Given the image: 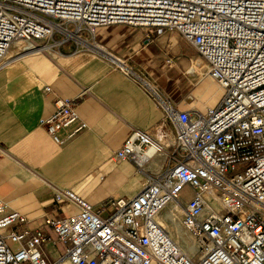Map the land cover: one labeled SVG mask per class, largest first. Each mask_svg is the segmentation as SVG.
Wrapping results in <instances>:
<instances>
[{
	"label": "built area",
	"instance_id": "2783aa9c",
	"mask_svg": "<svg viewBox=\"0 0 264 264\" xmlns=\"http://www.w3.org/2000/svg\"><path fill=\"white\" fill-rule=\"evenodd\" d=\"M120 25L182 35L209 65L222 103L193 119L127 64L115 65L143 82L166 112L151 129L132 130L115 154L146 174L143 189L101 207L61 191L57 199L79 212L34 231L0 198V264H264V0H0V71L18 39L43 42L53 54L70 42L97 46V29ZM53 104L42 123L64 145L88 125L75 100L56 96ZM158 155L167 167L148 173ZM172 205L182 208L194 256L158 221ZM49 244L64 246L54 261Z\"/></svg>",
	"mask_w": 264,
	"mask_h": 264
},
{
	"label": "crops",
	"instance_id": "0c3cea01",
	"mask_svg": "<svg viewBox=\"0 0 264 264\" xmlns=\"http://www.w3.org/2000/svg\"><path fill=\"white\" fill-rule=\"evenodd\" d=\"M95 40L97 46L70 42L49 56L23 55L0 71V198L27 218L28 230L79 212L64 197L57 199L61 191L101 207L143 189L146 174L115 154L132 130L151 129L166 120V112L143 82L115 65L127 64L160 88L176 111L193 119L219 107L224 98L209 65L178 32L120 25L97 29ZM56 96L75 100L88 125L64 145L42 123L53 115ZM75 127L59 136L65 138ZM166 167V158L158 155L145 169L159 174ZM45 249L52 261L64 252L62 244Z\"/></svg>",
	"mask_w": 264,
	"mask_h": 264
},
{
	"label": "rangeland",
	"instance_id": "374dc122",
	"mask_svg": "<svg viewBox=\"0 0 264 264\" xmlns=\"http://www.w3.org/2000/svg\"><path fill=\"white\" fill-rule=\"evenodd\" d=\"M18 41H21V42H18ZM15 42H17V43L14 44L9 51V53H10L9 55H12V57L9 58L8 63L17 59L18 57L26 55V53L22 50V49H24L22 46H24L27 41L22 40V39H18ZM39 44H43V42H39ZM43 55L49 56L48 53L43 54ZM6 65H7V63H6ZM173 211H174V209H173V205H172L170 208L165 210L161 214L160 217L168 225V227L171 229L172 233H170V234L172 235V237L176 241L179 242V244L184 248V250L188 251L187 248L191 247L190 242L192 241V244L194 242L190 237H188L187 235L184 234V230L182 229V227H180V225L178 223L179 220H173V217H174ZM180 220H181V217H180ZM195 258H197V257H195Z\"/></svg>",
	"mask_w": 264,
	"mask_h": 264
},
{
	"label": "bare ground",
	"instance_id": "6f19581e",
	"mask_svg": "<svg viewBox=\"0 0 264 264\" xmlns=\"http://www.w3.org/2000/svg\"><path fill=\"white\" fill-rule=\"evenodd\" d=\"M18 42H21V41H18ZM17 42H15L14 44H16ZM13 44V45H14ZM85 44V43H84ZM12 45V46H13ZM86 45V44H85ZM24 49H22L25 53H26V55H29V54H35V53H39V54H47V51H46V49H44V48H42V45L41 44H39V43H31V42H26L25 43V45L24 46H22ZM95 47V46H94ZM10 53H8V55H7V57H6V63L8 62V60H9V58H11L12 57V55H9ZM161 156V155H160ZM173 209H174V211H173V215H174V217H173V220H179L178 221V223H179V225H180V217H181V215H182V208L181 207H178V206H176V205H173ZM161 216V215H160ZM158 217V221H159V223L160 224H162L165 228H166V230L169 232V233H172V231H171V229L168 227V225L161 219V217ZM177 218V219H176ZM180 227H181V225H180ZM185 234V233H184ZM179 237V236H178ZM180 238V237H179ZM190 245H191V247L189 248H187V253L189 254V256H194V255H196L195 253H196V246H195V244L193 243L192 244V241L190 242Z\"/></svg>",
	"mask_w": 264,
	"mask_h": 264
}]
</instances>
